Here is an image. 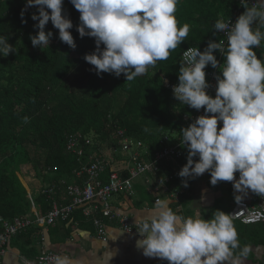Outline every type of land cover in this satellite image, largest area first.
Wrapping results in <instances>:
<instances>
[{
    "label": "clouds",
    "instance_id": "clouds-1",
    "mask_svg": "<svg viewBox=\"0 0 264 264\" xmlns=\"http://www.w3.org/2000/svg\"><path fill=\"white\" fill-rule=\"evenodd\" d=\"M80 13L77 32L81 38H95L96 50L84 60L94 66L97 76L103 73L127 81L147 74L159 61L169 58L183 43L190 31L185 23L179 26L176 17L180 0H70ZM38 6V33L30 36L34 48L49 45L52 32H45L51 21L59 39L75 48L70 33L73 24L63 12V0H26L23 12ZM245 10L236 22L217 19L215 32H223L227 42L209 41L207 47L188 48L180 63L178 84L172 88L180 104L194 110L203 109L188 127L180 130L181 144L187 148V163L178 173L181 178L210 174V184L234 182L237 193L249 190L264 197V59L255 48L264 41V0H240ZM50 10L49 11L47 10ZM255 26V27H254ZM103 45V49H101ZM16 49L0 35V56L7 57ZM215 97L207 93L205 69H217ZM27 119V118H25ZM218 122L222 127L218 129ZM145 131H148L146 128ZM199 157L194 162V157ZM239 173L238 180L235 174ZM184 186L187 187L185 181ZM242 199L236 196L237 202ZM168 199H157L153 209L135 220L141 239L136 247L149 258L167 260L168 264H243L249 246L240 248L237 230L231 215L215 211L211 219L185 218L169 207ZM240 249L237 253L236 250ZM110 258L113 253H107ZM54 264H77L67 255L54 257Z\"/></svg>",
    "mask_w": 264,
    "mask_h": 264
},
{
    "label": "trees",
    "instance_id": "trees-1",
    "mask_svg": "<svg viewBox=\"0 0 264 264\" xmlns=\"http://www.w3.org/2000/svg\"><path fill=\"white\" fill-rule=\"evenodd\" d=\"M25 4L26 0H0V35L7 37L16 49L7 57L0 56V216L7 220L21 216L38 218L48 211L50 202L41 195L44 173H53L49 184L57 185L63 179H71L78 168L76 156L67 151L71 134L93 129L107 139L113 130L122 129L127 136L151 142L155 148L159 132L177 131L182 136L183 118L171 103L165 84L178 83L180 57L186 49L199 47L203 52L210 40L220 41L213 29L217 19H227L245 10L237 0H180L176 17L179 26L185 23L190 26L186 40L167 60L157 62L147 74L129 82L123 74L97 76L94 66L84 60L85 55L96 50L95 38L79 36L76 29L80 13L70 0H63L62 14L73 24L69 31L76 45L74 49L60 41L58 29L51 21L45 26L46 33L52 32L49 45L34 48L30 36L38 33L34 28L38 21L31 16L38 14V6L27 8L22 17ZM254 51L258 58L264 59V41ZM213 54L217 58V52ZM73 75L79 91L66 93L65 90L73 88L64 82ZM118 92L126 97L113 114L112 99ZM108 114H112L111 129H107ZM25 144L44 151L43 161L31 158ZM177 166L173 162L172 168ZM205 174L210 176L208 172ZM101 180L106 182V176ZM207 185L213 192L233 195L231 182L220 181L213 186L209 178ZM231 205L226 207L220 197L208 212H196L193 217L208 220L215 211L231 215L240 248L249 246L247 257H252L253 250L264 249V223L243 225L233 218L238 206ZM74 216L83 219L79 211ZM35 233V229H30L14 237L25 234L29 242Z\"/></svg>",
    "mask_w": 264,
    "mask_h": 264
},
{
    "label": "built area",
    "instance_id": "built-area-1",
    "mask_svg": "<svg viewBox=\"0 0 264 264\" xmlns=\"http://www.w3.org/2000/svg\"><path fill=\"white\" fill-rule=\"evenodd\" d=\"M237 3L240 5V0H237ZM253 3L255 0H248L249 6ZM241 14V11H237L232 17L223 20L225 22L230 20V23L234 24ZM215 35L227 42L223 32H215ZM183 53L180 63L183 61ZM217 60L219 61L217 69L210 65L205 69L206 81L210 85L206 90L209 95H215L216 76L219 73V66L223 64V56L219 52ZM177 84L166 83L165 88L169 92L174 108L181 113L186 128L198 116L203 115L204 111L180 104L172 92L173 86ZM107 121H109L107 129H111V114L107 115ZM180 139L177 131L159 132L156 135L155 148L151 142L127 136L122 129L113 130L107 139L101 138L93 129L69 135L67 151L76 156L77 171L71 179H63L57 185H44L41 195L50 202V208L43 216L38 218L21 216L12 220L0 216V261L8 254L11 239L16 234L27 233L30 229L38 232L60 223H67L78 211L84 221L93 227L98 239L106 238L107 220H112L125 233L136 232L130 217L114 210L111 203L120 195L133 197L134 182L140 178L162 177L159 185H153L151 188L153 202L164 197L170 200L171 204L178 205L182 200L183 190L179 188L170 190L165 183L183 184L202 176L179 177L178 173L186 165L188 156L187 148L181 144ZM193 159L194 162H198L199 157ZM173 162L178 163L176 168H172ZM103 175L106 176V182L101 180ZM233 218L246 226L264 223V197L255 195L250 204L240 205L234 211ZM57 255L42 252L36 259L18 255V261L21 264H54V257Z\"/></svg>",
    "mask_w": 264,
    "mask_h": 264
},
{
    "label": "crops",
    "instance_id": "crops-1",
    "mask_svg": "<svg viewBox=\"0 0 264 264\" xmlns=\"http://www.w3.org/2000/svg\"><path fill=\"white\" fill-rule=\"evenodd\" d=\"M220 124V123H218ZM206 175L199 179L183 184H167L171 189L183 190L182 201L179 205L170 204L169 207L177 215L185 218L193 217V213L208 212L217 198H224L225 206L232 204L235 206L247 205L253 201L254 195L249 190L247 195L237 193L233 187V195L228 193L213 192L207 185ZM239 176H235L238 180ZM159 179L140 178L134 182L135 195L125 197L123 195L115 197L111 205L114 210L127 214L136 229L137 217L150 212L154 207L153 196L150 191L153 185H159ZM174 190V189H173ZM242 199L237 202L236 196ZM164 199V197H163ZM233 209V208H232ZM106 238L98 239L93 227L78 216L67 223H60L45 230L35 233V238L27 242V235L13 237L8 247V254L0 261V264H21L18 255H25L31 259H36L42 252L53 253L61 256L67 255L77 264H168L167 260L160 258H149L142 254V249L136 247V241L141 239L138 232L125 233L120 230L112 220H107ZM107 253H113L110 256ZM243 264H264V249L253 250L252 257H246Z\"/></svg>",
    "mask_w": 264,
    "mask_h": 264
},
{
    "label": "rangeland",
    "instance_id": "rangeland-1",
    "mask_svg": "<svg viewBox=\"0 0 264 264\" xmlns=\"http://www.w3.org/2000/svg\"><path fill=\"white\" fill-rule=\"evenodd\" d=\"M75 79H76V76L73 75V76H70L68 79L65 80L64 84H68V86L70 85V87L73 88V89L65 90L66 93L69 90L72 91V92H78L79 91V89H78L79 86L77 84V81H75ZM116 94L114 95V97L112 99V106H111L112 110H111V112L113 114L118 112L120 106L122 105V103H123V101L125 100V97H126V95L124 93H122V92H118ZM110 96H111V94H110ZM218 123L222 124V122H218ZM24 147L29 151V154H30L31 158H33V159L36 158V159H40V161H43V159H44V157L46 155L44 151H41L39 149H35V148L29 146L28 144H25ZM38 172L41 175L42 170L40 169V170H38ZM235 176L238 177L239 175L235 174ZM53 178H54V174L53 173H51V172L44 173V176H43V179H42L43 182H44V185L49 184ZM209 178H210V176L206 175V180H209ZM236 205L237 204H235L234 207H236ZM230 207H233V205H231Z\"/></svg>",
    "mask_w": 264,
    "mask_h": 264
}]
</instances>
